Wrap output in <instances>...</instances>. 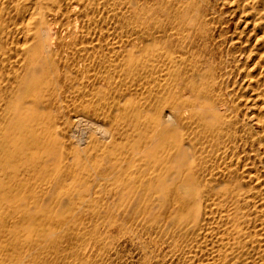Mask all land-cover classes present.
Masks as SVG:
<instances>
[{
    "label": "rangeland",
    "instance_id": "obj_1",
    "mask_svg": "<svg viewBox=\"0 0 264 264\" xmlns=\"http://www.w3.org/2000/svg\"><path fill=\"white\" fill-rule=\"evenodd\" d=\"M90 1H91V4H89L88 6H85V8L80 7L77 10H75V12L77 13L80 12L81 14H84L81 16L82 18H79V20H75L77 19V16H76L77 13L74 12L75 15L73 14L72 17H69V19L64 22L65 25L68 23L69 24L72 23L71 30H72V33H74L72 35V40L70 39L66 42V47H65V57H66L65 59L66 60L65 59L64 60L65 62L70 61V63H71V60L80 61L73 68V71H75L77 75V77L75 78L78 79V81H76L78 86L83 87L84 90L85 88H89L90 90H92L95 87L96 88L100 87L106 91V94L103 97L104 99L103 101L100 100V98L98 97L95 99H92V102L94 103V106L97 109L89 110L88 114L96 115L95 118L93 119L94 120L93 123H98V124L101 123V125L107 129V132H103V133L97 132L94 128V124L90 125V128L87 129L88 139L86 138L87 139L85 140L86 142L83 145L81 144L80 146H75L79 153V157L75 154V156L72 158L73 159L80 158L81 161L84 162L83 167H85L88 170H91V172L94 173L92 174V177L94 175V179H95V177L97 176V173L100 170H102V168H98L101 163L99 164L97 162L98 159L95 157L98 153L100 155V153L104 154V152L106 151L105 154L108 156L107 160H112L115 157L118 158L120 154L124 153V150H125V153H129L131 155L135 154V152H142V153L149 154L151 161L156 160L158 163V166L162 167V170L165 173H167V175H171V178L173 179V182H172L173 186H171V184L169 185L168 183L166 184V187H165L166 189L164 188L162 190V192L164 191L166 192V194L165 192L163 194L161 193L162 195L165 194V197L162 196V198H158L162 200H155V202L152 203L154 210L157 212H163V215L166 217V219L163 218L161 219L162 220L161 222L159 221L158 224L155 223L154 225H151V224L149 225L150 222L147 223L148 218L145 217L144 215H143L144 217L138 216L139 217L138 219L128 218L125 215H122L117 219L114 217L112 220L111 219L109 220L108 217L102 215V213L103 211H105V209L108 208V204L110 203V200L108 201L106 198L99 196V198H96L97 201H94L95 203L93 202L89 204L88 206H86L85 209L83 208L84 210L81 208H77L80 205L75 207V209L77 208L76 213L77 211L79 212L80 210L83 211L81 214L82 222L79 223V225H74L71 223L68 225L67 224L68 222H67L66 223L67 226H65V229L64 228L61 229L62 231L59 230L60 233L59 231H51V232H55V234L52 233L49 236V238L52 236L53 239H51L50 241H52L53 243H49L47 246H45L46 242L45 244L43 243L42 246L43 247L45 246V248L41 251L40 257L37 258V260H35L34 262L30 261L28 264H264V106L262 103L263 101L261 100L262 98L259 96V95L264 94V70H262V67H261V65H263L264 63V46H263L264 28L259 24L260 23L259 19L261 20L262 14H264V5H263L264 0H259L263 4L258 2V0H195V1L194 0H191V1L181 0L182 2L180 0H171L170 5H169V0H160V1L159 0H153V1L152 0H149V1L148 0H90ZM162 1L164 2L162 3ZM197 1H200L199 4ZM250 7H254L255 9L251 10ZM247 10H248V13H247ZM85 11L87 13H85ZM177 12H178V16H177ZM202 13L204 14L203 16H202ZM85 14H87L88 16ZM253 15L255 19H253L252 17ZM256 19H258V21H255ZM194 20L196 23L194 22ZM249 20L251 22L253 20V23H250ZM205 21L206 22L208 21V22L206 23ZM74 22L75 23L77 22V23L75 24ZM190 22H192L191 26L189 25ZM194 23H195V26L193 25ZM74 24H75V27H74ZM153 24H154V27H153ZM256 24H258L257 25L258 27L256 26ZM76 25H78V29L77 31H73L76 29ZM158 26H161V28ZM173 26H176V27H173ZM259 27L262 29V31ZM168 28H169V31H168ZM191 30L192 31L195 30V31L192 32ZM187 31H189L191 34H189ZM132 33L137 34L138 36H140L143 33L144 34L152 33L151 42L149 43L143 38L145 41V42H141L143 43L142 44L143 48L141 47V43L137 45L135 44L136 46L133 44L132 46L136 47V49H138L140 53L139 55V53L136 51V53L132 55L133 58L132 56H130L131 54L127 55L125 53V50L117 49L118 52L119 51L120 52L118 53L116 51L115 55L117 53L118 54L114 57V60H111L109 55H111L112 57V54L109 53V50L110 49L115 50V47H116L115 44L117 43V41L121 42L123 41V39L124 40L128 39ZM86 35L90 38V40ZM121 35L122 36L124 35L123 39ZM195 36L197 38H195ZM247 38H249L250 40ZM96 39H98V41ZM82 40L83 42L84 41L85 42L83 43ZM169 40L171 41L169 42ZM91 42L93 43L92 45L96 44L94 45V47L96 48L94 56H89L88 53L85 51V48H83V46L85 47V44H88V43L91 44ZM249 42L251 44H249ZM69 43H72L71 44L72 46ZM172 43L174 46L172 45ZM204 43H205V46H204ZM105 44L108 47H106ZM117 44H121V43H117ZM99 47L100 49H98ZM148 47L149 49L150 48L152 49L150 52L148 50ZM155 47H157L156 48L157 50L155 49ZM80 48L82 49V51ZM221 48H223L222 49L223 51L221 50ZM159 49L161 50L163 49V50L159 52L160 51ZM167 49L171 51L169 52ZM99 50H100V53L97 52ZM121 50H123L124 52L123 51L121 52ZM179 50L181 52H179ZM153 51L155 52L157 51V52L154 53ZM75 54L78 57H76ZM119 55H120V58H119ZM184 56L188 58L186 60L187 62L183 64L184 61L182 57ZM170 58L176 61V63H173L174 65L172 64V60H170ZM178 58L179 59L181 58V60H179ZM226 58H229V59H226ZM117 59H119L121 62H124L125 60L127 62L132 59L133 63L137 59L136 62L133 64V66L134 67L138 65H141L142 67L145 66L146 70L142 74L144 76L138 80V78H136L133 75V69L132 68L127 69L126 66L124 64L119 63L120 61ZM156 59L157 60L159 59V60L157 61ZM164 60H165V63H164ZM180 61H181V64H180ZM246 62L248 66L245 64ZM162 63L165 65H163ZM238 63L240 64V66ZM175 64L176 65L180 64V66H176ZM147 66L148 67L151 66L152 69H150L151 67L148 68ZM170 66L171 68L172 67L175 68V66L177 68L179 67L178 70L180 69V73L178 70L174 71L173 69H171ZM187 66L189 68L190 66H192L191 68L194 67L193 68L194 70L197 69L196 70L197 73H198V70L201 68V71L199 73L200 75L194 76L193 74L188 73V71L186 70ZM61 67H62V64H61ZM157 67L159 68L157 69ZM249 69L251 72L248 71ZM156 70L159 74L156 72ZM181 70L183 71L181 72ZM202 71L206 73V76L204 75ZM247 71L250 73H248ZM79 72L80 73L85 72V73L83 75L81 73L82 76L79 78V75H78ZM149 72L150 74L147 75V73ZM165 72H167L168 74ZM210 72L212 73L214 72L213 74L214 79L213 78L211 79V77L209 76ZM183 75L186 77H184ZM248 75L250 79L249 78L245 79ZM169 76L171 78H169ZM251 76H253V79ZM97 77H98V80H96ZM174 77H176L178 81L174 79ZM143 78L147 80L145 81ZM158 78L161 81H159ZM153 79L156 82L153 81ZM60 80H61V84L59 85V87L57 89L55 87L52 88V91L54 90L61 96V101L58 104V106L61 108V110H59L60 113L64 112V110L66 111L70 108H73V106H78L82 104L90 106L91 101L88 99V97H82L81 96L82 93H78L77 91H75V88H76L75 82L73 83L72 86H69V85L67 86L68 81L65 78L60 79ZM183 80L185 82H183ZM180 81L181 83H179ZM201 81L203 83L202 86H200L199 84V82ZM88 83L89 84L91 83L90 84L91 86L87 85ZM164 83L165 84L169 83L170 86L174 84V87L168 88V89L172 91L170 93L171 97H173V94H174L173 100L171 102L172 104L170 105L172 108H174V112L177 115L175 118L176 124L172 123V125H170V128H174V129H170L168 127L167 130H165L164 127L160 125L159 123L155 124L153 118L151 117L148 118V115H146L148 112V109L139 108L140 103H142V100L140 101V99L144 98L142 96H144L143 94L145 93L146 88H149L151 86H153L152 88H155V87L161 88V85L162 86L165 85ZM178 84H181L180 87H182L183 86L182 84H184V88L182 87L183 91L176 89ZM117 87L118 88L122 87V89L121 88L118 89ZM239 89H240V92H239ZM177 91H179V93ZM186 93L188 95H186ZM197 93H201V94L199 95ZM230 93L231 94L233 93V94L231 95ZM214 96H215V99H214ZM240 96L244 98H241ZM255 96H256V99L254 98ZM113 97H116V98L119 97V98L117 100H113L112 99ZM208 98H211V99L209 100ZM181 99L183 100L181 101ZM132 100L134 101L133 102L134 104L132 103ZM187 100L189 103L187 102ZM214 100L216 101L218 100L217 102L219 103H215L216 101L213 103L212 101ZM254 100L255 101L257 100V101L255 102ZM117 101L118 102L121 101V102L118 103ZM245 101L246 102L248 101L247 104ZM115 102L117 103V105ZM143 102L146 104V106L149 107V106H152L153 101H152V98L150 99V97H147ZM220 103H222L223 105L222 104L220 105ZM212 104H213V107L211 109ZM224 105L225 106L227 105L229 108L226 106L227 107L226 109ZM257 106L258 107L260 106L259 107L260 109H258ZM116 107H118L119 109L118 108L116 109ZM136 107L139 109V111L136 109ZM63 108L65 109L63 110ZM179 108L181 109L178 110ZM135 110H137L140 113L135 112ZM211 112L218 113V117L216 118L217 120H211L208 118L200 119V115H208ZM138 114L139 115L142 114L141 116H144V117L142 118L140 116L138 117ZM220 114H221V117H219ZM245 115L248 116L249 118L248 117L246 118ZM187 116H188V119H187ZM118 117H121L122 121H120L121 118H119L118 120ZM147 118L151 123H149ZM179 118H180L181 124H179ZM184 123L187 124L188 128L185 127L186 124ZM191 123L193 126L190 125ZM82 124H83L82 125L83 128H86L85 126L88 125L85 123H82ZM199 124L201 125V127H199L200 126ZM208 124L209 126H207ZM146 126H148L149 128ZM113 127L114 129H112ZM208 127L210 129H208ZM35 138L38 140V139H42L43 137H34V138L29 137L27 138V142H29L30 144L32 143V140H34ZM162 138H165V139H162ZM174 138H176V141ZM91 140H92V143H91ZM116 141L119 143H117ZM124 143H126L127 145ZM101 145L102 147H100ZM111 145L112 147L113 146L114 147L112 148ZM188 146L191 147L193 151ZM96 147L98 148V150H95L97 149ZM121 147L123 148V150H121ZM219 150L221 151L220 153H219ZM108 151L109 153H107ZM150 153H152L153 155H150ZM87 155L89 156L87 157ZM174 155L176 156L179 155L178 159L180 160H178L177 164L174 163V161L177 158L176 156L174 157ZM170 158L172 159L173 162H170L171 161ZM217 158L221 160H219L218 162ZM194 161L197 162L196 163L197 167H195V169L198 174L197 175L198 181L200 179V182L195 181V184L193 181H189L188 176H187L188 168H190L193 165ZM66 162L70 164L69 159L67 158L65 159V163ZM227 163L230 166H228ZM225 164H226V168L223 167L225 166ZM19 165H20L19 161L15 158H13L12 160H9L8 162V167L11 168V170L8 171V174H7L8 177L4 179L5 182L2 184V187L0 188V199L3 200V201H0V217L4 215L3 213L6 211V208L10 204V202H8L6 199L4 200V198H2L1 196L9 195L10 196L9 200H11V202L16 201L18 198V194L27 187L26 180L31 175V172L27 170L26 171L20 170ZM232 166L233 167L235 166V167L233 168ZM103 167H109V163L105 162L103 164ZM117 167H120V166L117 165ZM117 167L115 166V168ZM93 168H95V170ZM238 169H239V172H238ZM16 170L18 171L16 172ZM219 171H223V172H219ZM231 171L233 174H235L232 177L230 175ZM2 173H3V170H1V174ZM215 173L217 175L214 176ZM244 173L246 174V176ZM17 174L19 176V179L22 180L21 182H23V186L21 185L17 186V183L19 181H17L18 179L14 177L15 175L17 176ZM85 175H86L85 170L84 169L80 170V176L85 177ZM224 175L226 177H224ZM58 176H61V175L58 174ZM199 176L202 179L199 178ZM235 176H238V177H235ZM244 176L247 178H245ZM183 178L185 179L183 180ZM225 180L226 181L230 180V184H229V181L226 182ZM9 181H11V184ZM184 181L187 182L185 183L187 188L188 186L192 187L190 188L189 191L186 190V192L190 193L191 191L190 195L191 194L192 195L190 196L189 200L194 199V201L191 200L193 201L194 204L191 201L189 203V201L184 197L187 194L184 189L185 188L183 184ZM217 181L219 183L223 182L224 184L220 183L219 185ZM98 182L100 183V181ZM179 182H180V185H179ZM201 182H203L204 184ZM215 182H217L218 184ZM207 183H211V184L207 185ZM199 184L202 187L199 186ZM167 185H169L170 188L167 189ZM227 185L229 186L228 188L230 189L227 188ZM193 186H195V188ZM210 186H213V187H210ZM180 187L181 189H179ZM201 188H203L204 190ZM206 188L207 189L209 188L210 190H207ZM171 189L173 190V192ZM223 189L225 191H222ZM199 190H202V192L204 193H202ZM95 191L93 192L91 191L92 194ZM205 191H207V193L211 191L212 192L211 196L213 197L209 196L210 193H208L207 195ZM226 191L227 192L229 191L230 193H227ZM193 192H197V193L195 194ZM205 194L208 197H205L206 196ZM224 194L225 196L227 195V197H225ZM175 195L177 198L180 197L181 199L178 198L179 201L178 199L175 200L176 198ZM155 196L156 195H154L152 198L155 199ZM203 197H204V200L202 199ZM210 197L212 199H210ZM239 197H241V199ZM183 198L185 199L183 200ZM198 199L200 200L199 205H198V201H199ZM184 201L186 203H184ZM158 205L161 208H159ZM200 205L201 206L203 205L202 206L203 208L200 207ZM177 207H179L180 210ZM161 209H163L164 211ZM190 210H193V211H190ZM81 211L77 215H79ZM235 211H236V215H235ZM189 212L190 214L191 213L193 214L194 212V214L192 215L194 216L193 218L192 216H190ZM186 213H188L189 216ZM200 213L203 215V217L200 215ZM181 215L184 216L182 217V221H181ZM172 216L175 219H173ZM170 217L173 220H171ZM188 217H191L192 221L190 220L191 218L189 219ZM141 219L145 220L146 222ZM199 219H202L205 222H203L202 220L200 221ZM207 220L208 222H206ZM174 221L177 223H174ZM187 221L189 222L187 223ZM199 221L201 223H199ZM184 223L186 224L182 226V224ZM169 224L172 227H170ZM181 226L182 228L179 229V227ZM162 227L163 229L165 228L164 230L165 232L162 231L163 230ZM166 228L167 229L169 228V230H171V234L169 230L166 231L167 230ZM181 229L183 232H181ZM176 231L178 234L176 233ZM61 233H62V237L59 238V240L58 238H55L56 236L61 235ZM182 236L184 238H182ZM7 239L10 240L7 243H3V242L1 243L2 240H0V262L9 261V259H11V257L14 256V254L19 252L22 247V243L18 240V238L13 237L12 239H9V238ZM78 241H81V242H78ZM78 243L88 244L87 251L86 252L84 251V254L82 255L77 254V252L75 251V247ZM41 247L39 248L42 249L43 247L42 248ZM29 249L30 247L25 249V251L29 253L28 255L32 254L31 250Z\"/></svg>",
    "mask_w": 264,
    "mask_h": 264
},
{
    "label": "bare ground",
    "instance_id": "obj_2",
    "mask_svg": "<svg viewBox=\"0 0 264 264\" xmlns=\"http://www.w3.org/2000/svg\"><path fill=\"white\" fill-rule=\"evenodd\" d=\"M149 1V0H148ZM147 1V2H148ZM153 1V0H152ZM160 1V0H159ZM169 0V5H170ZM181 1V0H180ZM187 1V0H186ZM191 1V0H190ZM195 1V0H194ZM151 2V1H150ZM164 1H162L163 3ZM182 2V1H181ZM180 2V3H181ZM198 4L200 1H197ZM258 2H260L258 0ZM192 3V2H191ZM262 3V2H260ZM91 4L90 0H0V188L2 187V184L5 182V178H7L8 171L11 170V168L8 167L9 160H12L13 158L17 159L19 161V168L20 170L29 171L31 172V175L26 180L27 187L23 189L18 194V198L16 201L9 200L10 196L5 195L1 196L6 199L8 202H10L9 206L6 208V211L3 213L0 217V240L1 243H7L12 239L13 237L18 238V240L22 243V247L19 252L14 254V256L9 259V261L0 262V264H28L30 261H35L37 258L40 257L41 251L47 246L49 243H53L50 241L52 236L49 238V236L55 232L51 231H59L61 229H65L66 223L69 225H79V223L82 222L81 214L77 215L79 212L76 210L77 208L85 209L86 206L93 203L94 201H97L96 198H99V196L106 198L108 201L110 200V203L108 204V208L103 211L102 215L108 217V219L112 220L114 217L117 219L122 215H125L128 218H135L138 219V216H145L148 218L149 225H154L155 223L158 224V222L162 221L161 219L166 217L163 215V212H157L154 210V207L152 205L155 200H162L158 198H162V196L165 197V194L162 195L164 192L162 190L166 187V184L169 183V185H172L173 179L171 178V175H167L162 170V167L158 166V163L156 160L151 161L149 154L142 153V152H135V154L131 155L129 153L120 154L118 158H113L112 160H107V155L104 154L99 155V153L95 156L98 160L97 162L100 164L98 168H102L97 173V176L94 179V175L92 177L91 170L86 169L83 167V161L81 159H73L72 157L75 156V154L79 157V153L75 146L83 145L87 140V129L90 128V125L94 124V128L97 132H107V129L103 127L98 123H93L94 118L96 115L94 114H88L89 110H95L94 103L92 102V99L100 98V100H104L103 97L106 94V91L100 87H95L94 89L90 90L89 88L80 87L77 85L75 77H77L75 71H73V68L78 64L80 61H66L65 62V47L66 42L68 40H72V33L71 30V24H64L65 21L69 19V17H72L75 10L78 8H85V6H88ZM173 4V3H171ZM242 4V3H241ZM263 4V3H262ZM261 4V5H262ZM109 5V4H108ZM163 5V4H162ZM197 5V4H195ZM251 5V3H250ZM264 5V4H263ZM151 6V5H150ZM153 6V5H152ZM161 6V5H160ZM172 6V5H171ZM189 6V5H188ZM192 6V5H191ZM241 6V5H240ZM249 6V5H248ZM247 6V7H248ZM259 6V5H258ZM257 6V8H258ZM147 7V6H146ZM157 7V6H156ZM167 7V5H166ZM200 7V6H199ZM206 7V5H205ZM225 7V6H223ZM242 7V6H241ZM246 7V8H247ZM87 8V7H86ZM99 8V7H97ZM149 8V7H148ZM163 8V7H162ZM170 8V7H169ZM179 8V7H178ZM177 8V9H178ZM198 8V7H197ZM202 8V7H201ZM164 9V8H163ZM245 9V8H244ZM251 10H254V7H250ZM152 10V9H151ZM160 10V9H159ZM166 10V9H165ZM206 10V8H205ZM249 10V9H248ZM247 10V13H248ZM258 10V9H257ZM87 11V9H86ZM85 11V13H87ZM198 11V9H197ZM203 11V10H202ZM214 11V10H213ZM259 11V10H258ZM163 12V11H162ZM161 12V13H162ZM166 12V11H165ZM191 12V11H190ZM204 12V11H203ZM255 12V11H254ZM257 12V11H256ZM263 12V10H262ZM77 13V12H75ZM83 13V12H82ZM187 13V12H186ZM197 13V12H196ZM253 13V12H252ZM141 14V13H140ZM184 14V13H183ZM195 14V13H194ZM254 14V13H253ZM75 15V14H74ZM84 14H81L80 12L76 14L77 19L82 18L81 16ZM87 15V14H85ZM201 15V14H200ZM204 14L202 13V16ZM242 15V14H241ZM257 15V14H256ZM88 16V15H87ZM149 16V15H148ZM161 16V15H160ZM174 16V15H173ZM178 16V12H177ZM181 16V15H180ZM84 17V16H83ZM145 17V16H144ZM157 17V16H156ZM200 17V16H199ZM205 17V16H204ZM253 19H255L254 15L252 16ZM251 17V18H252ZM75 18V17H73ZM155 18V16H154ZM162 18V17H161ZM169 18V17H168ZM210 18V17H209ZM247 18V17H246ZM245 18V19H246ZM84 19V18H83ZM153 19V18H152ZM176 19V18H175ZM186 19V18H185ZM194 19V18H193ZM74 20V21H75ZM85 20V19H84ZM149 20V19H148ZM196 20V19H195ZM194 20V22H195ZM198 20V19H197ZM200 20V19H199ZM213 20V19H212ZM144 21V20H143ZM157 21V20H156ZM168 21V20H167ZM185 21V20H184ZM215 21V19H214ZM250 21V20H249ZM255 21H258L256 19ZM260 25L264 28V14H262V19L260 20ZM155 22V21H154ZM198 22V21H197ZM206 22V21H205ZM208 22V21H207ZM206 22V23H207ZM75 23V22H74ZM77 23V22H76ZM75 23V24H76ZM196 23V22H195ZM195 23L193 24L195 26ZM204 23V21H203ZM250 23H253L250 21ZM256 23V22H255ZM74 24V27H75ZM146 24V23H145ZM162 24V23H161ZM215 24V23H214ZM86 25V24H85ZM150 25V24H149ZM164 25V24H163ZM175 25V24H174ZM189 25H192V22L189 23ZM204 25V24H203ZM211 25V23H210ZM258 24H256L257 26ZM156 26V25H155ZM189 26V27H190ZM215 26V25H214ZM253 26V25H252ZM255 26V25H254ZM143 27V25H142ZM154 27V24H153ZM161 28V26H158ZM157 27V28H158ZM176 27V26H173ZM200 27V26H199ZM202 27V26H201ZM205 27V26H203ZM211 27V26H210ZM258 27V26H257ZM84 28V27H83ZM164 28V26H163ZM180 28V27H178ZM187 28V27H186ZM191 28V27H190ZM238 28V26H237ZM260 28V27H259ZM75 29V28H73ZM78 25H76V29L73 31H77ZM143 29V28H142ZM148 29V28H147ZM174 29V28H173ZM185 29V28H184ZM198 29V28H197ZM207 29V28H206ZM261 29V28H260ZM90 30V29H89ZM160 30V29H159ZM163 30V29H162ZM161 30V31H162ZM252 30V29H251ZM250 30V31H251ZM86 31V29H85ZM167 31V30H166ZM169 31V28H168ZM174 31V30H172ZM177 31V29H176ZM192 31V30H191ZM195 31V30H193ZM192 31V32H193ZM208 31V30H207ZM254 31V30H253ZM262 31V29H261ZM84 32V31H82ZM89 32V31H88ZM103 32V31H102ZM151 32V31H150ZM189 34H191L189 31H187ZM213 32V31H212ZM211 32V33H212ZM256 32V31H255ZM258 32V31H257ZM77 33V32H76ZM75 33V34H76ZM87 33V32H86ZM90 33V32H89ZM152 34V33H151ZM151 34L150 33H143L140 36L137 34H129V38L123 41L117 43L121 44H114L116 45L115 50L110 49L109 53L112 54L110 58L111 60H114V57L120 52H118L117 49H123L125 50V53L127 55L131 54L130 56L134 55L136 51L139 53L138 49L136 47H133L134 44H139L141 42H145L144 39L147 42H151ZM162 34V33H161ZM167 34V33H166ZM178 34V33H177ZM185 34V33H183ZM155 35V33H154ZM163 35V34H162ZM170 35V34H169ZM193 35V34H192ZM195 35V34H194ZM197 35V33H196ZM260 35V34H259ZM258 35V36H259ZM87 36V35H86ZM119 36V37H121ZM127 36V35H126ZM157 36V35H156ZM255 36V35H254ZM262 36V35H261ZM260 36V37H261ZM264 36V34H263ZM85 37V36H84ZM88 37V36H87ZM118 37V38H119ZM172 37V36H171ZM178 37V36H177ZM181 37V36H180ZM191 37V36H190ZM201 37V36H199ZM205 37V36H204ZM89 38V37H88ZM95 38V37H94ZM93 38V39H94ZM127 38V37H126ZM144 38V39H143ZM175 38V37H174ZM185 38V37H184ZM188 38V36H187ZM192 38V37H191ZM195 38H197L195 36ZM241 38V37H240ZM115 39V38H114ZM155 39V38H154ZM159 39V38H158ZM186 39V38H185ZM201 39V38H200ZM203 39V38H202ZM235 39V38H234ZM249 39V38H247ZM90 40V38H89ZM88 40V41H89ZM98 41V39H96ZM121 40V39H120ZM153 40V39H152ZM167 40V39H166ZM165 40V41H166ZM250 40V39H249ZM254 40V39H253ZM256 40V39H255ZM92 41V40H91ZM94 41V40H93ZM101 41V40H99ZM162 41V40H161ZM171 40H169L170 42ZM175 41V40H174ZM188 41V39H187ZM195 41V39H194ZM200 41V40H199ZM243 41V39H242ZM72 42V41H71ZM77 42V41H76ZM83 42V40H82ZM81 42V43H82ZM85 42V41H84ZM83 42V43H84ZM179 42V41H178ZM197 42V40H196ZM252 42V41H251ZM261 42V41H260ZM100 43V42H99ZM104 43V42H102ZM154 43V41H153ZM152 43V44H153ZM244 43V42H243ZM70 45L72 43H69ZM91 44H85V51L88 53L89 56H94L95 53V47ZM141 43V47H142ZM161 44V43H160ZM163 44V43H162ZM189 44V43H188ZM232 44V43H231ZM249 44H251L249 42ZM248 44V45H249ZM256 44V43H255ZM69 45V46H70ZM77 45V44H76ZM81 45V44H80ZM100 45V44H99ZM106 45V44H105ZM103 45V46H105ZM113 45V44H112ZM135 45V46H136ZM173 45V43H172ZM198 45V44H197ZM246 45V44H245ZM72 46V45H71ZM79 46V45H78ZM114 46V45H113ZM132 46V47H130ZM139 46V45H138ZM137 46V47H138ZM151 46V45H149ZM154 46V45H153ZM152 46V47H153ZM164 46V45H163ZM174 46V45H173ZM181 46V45H180ZM192 46V45H191ZM200 46V45H199ZM205 46V43H204ZM250 46V45H249ZM264 46V43H263ZM97 47V46H96ZM102 47V46H100ZM100 47L98 49H100ZM106 47H108L106 45ZM187 47V46H186ZM197 47V46H196ZM203 47V46H202ZM254 47V46H253ZM256 47V46H255ZM110 48V47H109ZM133 48V49H132ZM143 48V47H142ZM157 47H155L156 49ZM161 48V47H160ZM174 48V47H173ZM183 48V47H182ZM191 48V47H190ZM201 48V47H200ZM219 48V47H218ZM217 48V49H218ZM248 48V47H247ZM251 48V47H250ZM67 49V48H66ZM81 49V48H80ZM79 49V51H80ZM102 49V48H101ZM104 49V47H103ZM184 49V48H183ZM189 49V48H188ZM223 48H221L222 50ZM257 49V48H256ZM260 49V48H258ZM263 49V48H262ZM121 50V52L123 51ZM143 50V49H142ZM149 52L152 50L149 49ZM154 50V49H153ZM157 50V49H156ZM160 50V51H159ZM158 51L161 52L162 50L159 49ZM168 50V49H167ZM201 50V49H200ZM205 50V49H204ZM220 50V51H221ZM229 50V49H228ZM250 50V49H249ZM82 51V49H81ZM84 51V50H83ZM105 51V50H104ZM116 51L118 52L116 55ZM169 52L171 50H168ZM196 51V50H195ZM223 51V50H222ZM100 53V50L97 51ZM124 52V51H123ZM146 52V51H144ZM156 53L155 51H153ZM152 52V53H153ZM158 52V53H159ZM178 52V51H177ZM179 52H181L179 50ZM247 52V51H245ZM257 52V51H256ZM259 52V51H258ZM69 53V52H68ZM83 53V52H81ZM151 53V55H152ZM172 53V52H171ZM175 53V52H174ZM189 53V52H188ZM121 54V53H120ZM124 54V53H123ZM148 54V53H147ZM184 54V53H183ZM197 54V53H196ZM208 54V53H207ZM241 54V52H240ZM247 54V53H246ZM67 55V54H66ZM102 55V53H101ZM100 55V56H101ZM140 55V53H139ZM138 55V56H139ZM143 55V54H142ZM146 55V54H145ZM150 55V54H149ZM169 55V54H168ZM244 55V54H243ZM76 56V54H75ZM155 56V55H154ZM153 56V57H154ZM157 56V55H156ZM160 56V55H159ZM179 56V55H178ZM248 56V55H247ZM251 56V55H250ZM78 57V56H76ZM124 57V56H123ZM150 57V56H148ZM152 57V56H151ZM164 57V56H163ZM202 57V56H201ZM228 57V56H227ZM120 58V55H119ZM133 58V56H132ZM158 58V57H157ZM166 58V57H165ZM164 58V59H165ZM169 58V57H168ZM177 58V57H176ZM183 58V64L187 62L186 56ZM65 59V60H64ZM124 59V58H123ZM130 59V58H129ZM179 59V58H178ZM229 59V58H226ZM119 60V59H117ZM137 60V59H136ZM135 60V62H136ZM146 60V58H145ZM157 60V59H156ZM159 60V59H158ZM157 60V61H158ZM166 60V59H165ZM164 60V63H165ZM170 60H172L170 58ZM177 60V59H176ZM181 60V58L179 59ZM202 60V59H201ZM232 60V59H230ZM253 60V59H252ZM255 60V59H254ZM120 61V60H119ZM123 61V60H122ZM192 61V60H191ZM240 61V60H239ZM262 61V60H261ZM93 62V61H92ZM134 62V63H135ZM150 62V61H149ZM190 62V61H189ZM203 62V61H202ZM243 62V61H242ZM121 64H124L126 68H132L133 69V75L139 79L143 77V72L146 70L145 66L142 67L141 65L133 66V60L130 61L126 60L124 62H119ZM159 63V62H157ZM176 63L175 60H172V64ZM226 63V61H225ZM232 63V62H231ZM261 63V62H260ZM62 64V67H61ZM150 64V63H149ZM155 64V63H154ZM163 64V63H162ZM181 64V61H180ZM180 64H175L176 66H180ZM190 64V63H189ZM197 64V63H196ZM239 64V63H238ZM242 64V63H241ZM247 65V62L245 63ZM244 64V65H245ZM152 65V64H151ZM165 65V64H163ZM162 65V66H163ZM174 65V64H173ZM172 65V66H173ZM187 65V63H186ZM194 65V64H193ZM201 65V64H199ZM230 65V64H229ZM233 65V64H232ZM243 65V64H242ZM157 66V64H156ZM161 66V65H160ZM175 66V68H170L175 70H178V68ZM204 66V64H203ZM227 66V65H226ZM240 66V64H239ZM248 66V65H247ZM250 66V65H249ZM148 67V66H147ZM151 67V66H150ZM148 67V68H150ZM184 67V66H183ZM192 66H190L191 68ZM200 67V66H199ZM238 67V66H237ZM242 67V66H241ZM240 67V68H241ZM251 67V66H250ZM253 67V66H252ZM262 70H264V63L261 65ZM147 68V69H148ZM156 68V67H155ZM159 67H157L158 69ZM166 68V67H165ZM168 68V67H167ZM188 66L186 67V70L188 73L193 74L194 76L200 75L201 68L198 70H194L193 68L190 69ZM236 68V67H235ZM152 69V67L150 68ZM164 69V68H163ZM170 69V70H171ZM214 69V68H213ZM212 69V70H213ZM149 70V69H148ZM185 70V69H184ZM191 70V71H190ZM211 70V69H210ZM218 70V69H217ZM221 70V69H220ZM226 70V69H225ZM244 70V69H243ZM150 71V70H149ZM180 73V69L178 70ZM177 71V73H178ZM183 70H181L182 72ZM214 71V70H213ZM224 71V70H223ZM234 71V70H233ZM250 71V69L248 70ZM247 71V72H248ZM258 71V70H257ZM256 71V72H257ZM260 71V70H259ZM135 72V74H134ZM157 72V70H156ZM155 72V73H156ZM170 72V71H169ZM185 72V71H184ZM203 72V71H202ZM216 72V71H215ZM225 72V71H224ZM251 72V71H250ZM248 72V73H250ZM262 72V71H261ZM82 75L85 73L81 72ZM79 72V78L82 76ZM153 73V72H152ZM151 73V74H152ZM158 73V72H157ZM167 73V72H165ZM204 73V72H203ZM221 73V72H220ZM150 74L147 73V75ZM154 74V73H153ZM159 74V73H158ZM163 74V73H162ZM168 74V73H167ZM184 74V73H183ZM214 72H210L209 76L211 79H214ZM217 74V73H216ZM215 74V76H216ZM254 74V73H253ZM252 74V75H253ZM262 74V73H261ZM181 75V74H180ZM206 76V73H204ZM221 75V74H220ZM246 75V74H245ZM244 75V76H245ZM259 75V74H258ZM263 75V74H262ZM184 76V75H183ZM148 77V76H147ZM163 77V76H162ZM166 77V76H165ZM179 77V75H178ZM186 77V76H184ZM253 79V76H251ZM255 77V76H254ZM65 78L68 81L67 86H72L73 83H76L75 91L78 93H82V97H88V99L91 101L90 106H87L85 104L73 106V108H70L68 110H64V112L60 113L59 110L61 108L58 106L59 102L61 101V96L54 90L52 91V88L55 87L56 89L61 84V80ZM161 78V76H160ZM169 78H171L169 76ZM168 78V79H169ZM183 78V77H182ZM191 78V77H190ZM205 78V77H204ZM225 78V77H224ZM228 78V77H227ZM249 75L245 78L247 79ZM257 78V76H256ZM255 78V79H256ZM144 79V78H143ZM155 79V78H154ZM153 79V81H155ZM159 79V78H158ZM164 79V78H163ZM162 79V80H163ZM176 79V77H174ZM221 79V78H220ZM231 79V77H230ZM81 80V79H79ZM92 80V79H91ZM98 80V77L97 79ZM100 80V78H99ZM145 81L147 79H144ZM177 80V79H176ZM195 80V79H194ZM197 80V79H196ZM236 80V79H235ZM234 80V81H235ZM258 80V79H257ZM102 81V80H101ZM152 81V82H153ZM159 81H161L159 79ZM178 81V80H177ZM182 81V80H181ZM181 81L179 83H181ZM248 81V80H247ZM92 82V81H91ZM96 82V81H95ZM148 82V81H147ZM151 82V84H152ZM156 82V81H155ZM166 82V81H165ZM169 82V81H168ZM176 82V81H175ZM183 82H185L183 80ZM193 82V81H192ZM233 82V81H232ZM236 82V81H235ZM234 82V83H235ZM252 82V81H251ZM67 83V82H66ZM98 83V82H97ZM104 83V81H103ZM223 83V82H222ZM259 83V82H258ZM91 84V83H90ZM89 83L87 85H90ZM96 84V83H95ZM100 84V82H99ZM102 84V83H101ZM137 84V83H136ZM156 84V83H155ZM165 84V83H164ZM163 84V85H164ZM200 86L203 85L202 81L199 82ZM236 84V83H235ZM260 84V83H259ZM98 85V84H97ZM166 85V86H165ZM164 86L161 85L160 87L152 88L153 86L146 88L145 93L143 94L144 97L142 100V103H140L139 108L141 109H148V112L146 115H148V118H153L155 124L159 123L164 127L165 130L170 128V125L172 123L176 124V113L174 112V108L171 107L170 104H172V100L174 97L170 96V91L168 88L174 87V84L170 86L169 83L165 84ZM184 88V84H182ZM190 85V84H189ZM243 85V84H242ZM247 85V84H246ZM251 85V84H249ZM91 86V85H90ZM96 86V85H95ZM99 86V85H98ZM103 86V85H102ZM159 86V85H158ZM181 84L177 85L178 90L183 91L182 87H180ZM188 86V84H187ZM186 86V87H187ZM193 86V85H192ZM239 86V85H238ZM237 86V87H238ZM88 87V86H87ZM147 87V86H146ZM236 87V88H237ZM245 87V86H244ZM250 87V86H249ZM252 87V86H251ZM262 87V85H261ZM259 87V88H261ZM118 88V87H117ZM122 89V87H119L118 89ZM126 88V87H124ZM192 88V87H191ZM235 88V87H234ZM242 88V87H241ZM70 89V88H69ZM117 89V90H118ZM158 89V90H157ZM200 89V88H199ZM198 89V90H199ZM244 89V88H243ZM256 89V88H254ZM71 90V89H70ZM125 90V89H124ZM169 90V91H168ZM197 90V91H198ZM195 91V90H194ZM228 91V90H227ZM243 91V90H242ZM241 91V92H242ZM251 91V90H250ZM249 91V92H250ZM124 92V91H123ZM179 93V91H177ZM222 92V91H221ZM240 92V89H239ZM244 92V91H243ZM255 92V91H254ZM122 93V92H121ZM126 93V92H125ZM196 93V92H195ZM237 93V92H236ZM259 93V92H258ZM118 94V93H117ZM120 94V92H119ZM176 94V93H175ZM201 94V93H197ZM203 94V93H202ZM231 94V93H230ZM233 94V93H232ZM231 94V95H232ZM235 94V93H234ZM242 94V93H241ZM246 94V92H245ZM244 94V96H245ZM185 95V94H184ZM186 95H188L186 93ZM219 95V94H218ZM230 95V96H231ZM255 95V94H254ZM118 96V95H117ZM176 96V95H175ZM179 96V95H178ZM182 96V95H181ZM198 96V95H197ZM203 96V95H202ZM236 96V95H235ZM262 99V103L264 106V94L259 95ZM121 97V96H119ZM119 97H113V100H117ZM147 97L152 98V106H146V104L143 102ZM154 97V98H153ZM185 97V96H184ZM217 97V95H216ZM234 97V95H233ZM241 97V96H240ZM250 97V96H249ZM68 98V97H67ZM81 98V97H80ZM79 98V99H80ZM133 98V97H132ZM212 98V97H211ZM211 98H208L209 100ZM220 98V97H219ZM244 98V97H241ZM246 98V97H245ZM253 98V97H252ZM256 99V96L254 97ZM197 99V98H196ZM206 99V97H205ZM215 99V96H214ZM218 99V98H217ZM221 99V98H220ZM134 100V99H133ZM132 100V103L134 102ZM148 100V99H147ZM183 99H181L182 101ZM213 100V99H212ZM245 100V99H244ZM122 101V100H121ZM120 101V102H121ZM176 101V99H175ZM216 100L212 101L213 103ZM218 101V100H217ZM215 103H219V102ZM255 101V100H254ZM257 101V100H256ZM255 101V102H256ZM80 102V101H79ZM114 102V101H113ZM118 102V101H117ZM118 102V103H120ZM147 102V101H146ZM149 102V101H148ZM188 102V100H187ZM222 102V101H221ZM226 102V101H225ZM240 102V101H239ZM246 102V101H245ZM248 102V101H247ZM246 102V104H247ZM83 103V102H81ZM116 103V102H115ZM126 103V102H124ZM189 103V102H188ZM232 103V102H231ZM134 104V103H133ZM222 103H220L221 105ZM226 104V103H225ZM228 104V103H227ZM235 104V103H234ZM251 104V103H250ZM257 104V103H256ZM259 104V103H258ZM112 105V104H111ZM117 105V103H116ZM114 105V106H116ZM119 105V104H118ZM137 105V104H136ZM151 105V104H150ZM178 105V104H177ZM192 105V104H191ZM216 105V104H215ZM223 105V104H222ZM68 106V105H67ZM97 106V105H96ZM113 106V105H112ZM176 106V105H175ZM181 106V105H180ZM183 106V105H182ZM190 106V105H189ZM188 106V107H189ZM204 106V105H203ZM219 106V105H218ZM225 106V105H224ZM227 106V105H226ZM225 108L227 109V107ZM235 106V105H234ZM233 106V107H234ZM251 106V105H250ZM253 106V105H252ZM59 107V108H57ZM148 107V108H147ZM213 107V104L211 105V109ZM222 107V106H221ZM242 107V106H241ZM258 107V106H257ZM260 107V106H259ZM258 107V109H260ZM118 107H116L117 109ZM121 108V107H120ZM125 108V106H124ZM135 108V106H134ZM183 108V107H182ZM224 108V109H225ZM229 108V107H228ZM248 108V107H247ZM252 108V107H250ZM255 108V107H254ZM119 109V108H118ZM136 109L139 111V109L136 107ZM140 109V111H141ZM179 108L178 110H180ZM184 109V108H183ZM195 109V108H194ZM223 109V108H221ZM123 110V109H122ZM121 110V111H122ZM135 110V112H138ZM216 110V109H215ZM219 110V109H218ZM233 110V109H231ZM127 111V110H126ZM125 111V112H126ZM144 111V110H143ZM177 111V110H176ZM192 111V110H190ZM196 111V110H195ZM199 111V110H197ZM214 111V110H213ZM220 111V110H219ZM225 111V110H224ZM248 111V110H247ZM188 112V111H187ZM186 112V113H187ZM119 113V111H118ZM123 113V112H121ZM182 113V112H181ZM194 113V112H193ZM228 113V111H227ZM188 114V113H187ZM223 114V113H222ZM248 114V113H247ZM119 115V114H118ZM135 115V114H134ZM142 115V114H141ZM138 114V117L141 118L144 116H141ZM200 115V114H199ZM121 116V115H120ZM189 116V115H188ZM187 116V119H188ZM194 116V114H193ZM246 116V115H245ZM250 116V115H249ZM115 117V116H114ZM113 117V118H114ZM123 117V116H122ZM186 117V116H185ZM184 117V118H185ZM218 113L211 112L208 115H200V119H211V120H217ZM221 117V114L220 116ZM248 116H246L247 118ZM121 117H118V120ZM130 118V117H129ZM128 118V119H129ZM147 118V120H148ZM178 118V117H177ZM191 118V117H190ZM193 118V117H192ZM249 118V117H248ZM127 119V118H126ZM196 119V118H195ZM199 119V120H200ZM224 119V118H223ZM113 120V119H111ZM124 120V118H123ZM182 120V119H181ZM184 120V119H183ZM191 120V119H190ZM220 120V119H219ZM226 120V119H225ZM122 121V118L121 120ZM119 121V122H120ZM149 121V120H148ZM189 121V120H188ZM198 121V120H197ZM202 121V120H201ZM97 122V121H96ZM124 122V121H123ZM146 122V121H145ZM178 122V121H177ZM200 122V121H199ZM215 122V121H214ZM213 122V123H214ZM224 122V121H223ZM222 122V123H223ZM88 124L85 126L86 128H83V124ZM92 123V124H91ZM122 123V122H121ZM144 123V122H143ZM149 123H151L149 121ZM153 123V122H152ZM201 123V122H200ZM218 123V121H217ZM114 124V123H113ZM116 124V123H115ZM119 124V123H118ZM117 124V125H118ZM127 124V123H126ZM129 124V123H128ZM142 124V123H141ZM148 124V123H147ZM179 124L180 118H179ZM186 124V123H184ZM194 124V123H193ZM221 124V123H220ZM146 125V123H145ZM149 125V124H148ZM189 125V124H188ZM192 125V123L190 124ZM189 125V126H190ZM196 125V123H195ZM198 125V124H197ZM200 125V124H199ZM219 125V124H218ZM114 126V125H112ZM111 126V127H112ZM144 126V125H142ZM150 126V125H149ZM180 126V125H179ZM184 126V125H183ZM193 126V125H192ZM206 126V125H205ZM209 126V124L207 125ZM215 126V125H214ZM220 126V125H219ZM218 126V127H219ZM119 127V126H118ZM117 127V128H118ZM138 127V126H137ZM148 127V126H146ZM155 127V126H154ZM187 127V124L186 126ZM201 127V125L199 126ZM204 127V125H203ZM212 127V126H210ZM217 127V126H216ZM108 128V127H107ZM121 128V127H120ZM125 128V127H124ZM134 128V127H133ZM149 128V127H148ZM147 128V129H148ZM188 128V127H187ZM192 128V127H191ZM114 129V127L112 128ZM126 129V128H125ZM132 129V127H131ZM163 129V130H164ZM174 129V128H170ZM205 129V127H204ZM207 129V128H206ZM208 129H210L208 127ZM219 129V128H218ZM221 129V128H220ZM118 130V129H117ZM115 130V131H117ZM128 130V129H127ZM151 130V129H149ZM155 130V129H154ZM157 130V128H156ZM185 130V129H184ZM187 130V129H186ZM114 131V132H115ZM120 131V130H119ZM125 131V130H124ZM132 131V130H131ZM169 131V130H168ZM110 132V131H108ZM113 132V133H114ZM155 132V131H154ZM128 133V132H127ZM126 133V134H127ZM139 133V132H138ZM137 133V134H138ZM116 134V133H115ZM114 135V134H113ZM159 135V134H158ZM165 135V134H164ZM185 135V134H184ZM206 135V134H205ZM120 136V135H119ZM170 136V135H169ZM29 137H43L42 139H34L32 140V143L29 144L27 142V138ZM98 137V136H97ZM116 137V135H115ZM118 137V136H117ZM163 137V136H162ZM184 137V136H183ZM186 137V136H185ZM206 137V136H205ZM208 137V136H207ZM87 138V139H86ZM114 138V137H113ZM125 138V136H124ZM161 138V137H160ZM159 138V140H160ZM188 138V137H187ZM117 139V138H116ZM128 139V137H127ZM165 139V138H162ZM176 141V138H174ZM123 140V139H121ZM148 140V139H147ZM158 140V141H159ZM96 141V140H95ZM94 141V142H95ZM110 141V140H109ZM108 141V142H109ZM115 141V140H114ZM129 141V139H128ZM162 141V140H161ZM117 142V141H116ZM124 142V141H123ZM127 142V141H126ZM92 143V140H91ZM119 143V142H117ZM188 143V142H187ZM96 144V143H95ZM94 144V145H95ZM101 144V143H100ZM104 144V143H103ZM115 144V143H114ZM126 144V143H124ZM141 144V143H140ZM97 145V144H96ZM127 145V144H126ZM125 145V146H126ZM132 145V144H131ZM188 145V144H187ZM123 146V145H122ZM129 146V145H128ZM191 146V145H190ZM98 147V146H97ZM96 147V148H97ZM102 147V145L100 146ZM109 147V146H108ZM112 147V145H111ZM114 147V146H113ZM112 147V148H113ZM130 147V146H129ZM189 147V146H188ZM95 148V147H94ZM93 148V149H94ZM99 148V147H98ZM95 149V150H98ZM106 148V147H104ZM111 148V149H112ZM163 148V147H161ZM191 148V147H189ZM110 149V148H109ZM117 149V148H115ZM119 149V147H118ZM127 149V148H126ZM130 149V148H129ZM134 149V148H132ZM159 149V148H158ZM192 149V148H191ZM84 150V149H83ZM86 150V149H85ZM103 150V149H102ZM108 150V149H107ZM114 150V149H113ZM121 150L123 148L121 147ZM133 151V150H132ZM139 151V150H138ZM159 151V150H158ZM157 151V152H158ZM193 151V149H192ZM227 151V150H226ZM225 151V152H226ZM131 152V151H129ZM221 151L219 150V153ZM90 153V151H89ZM109 153V151L107 152ZM119 153V152H118ZM195 153V152H193ZM228 153V152H227ZM93 154V153H91ZM95 154V153H94ZM171 154V153H170ZM222 154V153H221ZM219 154V155H221ZM224 154V153H223ZM150 155H153L150 153ZM218 155V156H219ZM227 155V154H226ZM89 155H87L88 157ZM166 156V155H165ZM176 155H174L175 157ZM178 156L176 157V160L174 163H178ZM194 156V155H193ZM224 156V155H223ZM228 156V155H227ZM91 157V156H90ZM173 157V156H172ZM221 157V156H220ZM225 157V156H224ZM69 159V163H65V159ZM164 158V157H163ZM223 158V157H222ZM73 159V160H71ZM169 159V158H168ZM171 159V158H170ZM218 159V158H217ZM227 159V158H225ZM195 160V159H194ZM218 159L217 161L219 162ZM224 160V159H223ZM222 160V161H223ZM105 162L109 163V167H103V164ZM170 162H173L172 159ZM226 162V161H225ZM231 162V161H230ZM169 163V162H168ZM196 161H194L193 165L188 168V179L189 181H193L195 184L196 182H200V179L198 181V174L196 172L195 167ZM7 164V165H6ZM88 164V163H87ZM90 164V163H89ZM123 164V165H122ZM217 164V163H216ZM228 164V163H227ZM231 164V163H230ZM97 165V164H96ZM120 166V167H117ZM195 165V166H194ZM233 165V164H232ZM115 166L117 168H115ZM218 166V165H217ZM228 166H230L228 164ZM96 167V166H94ZM226 168L225 166H223ZM233 167V166H232ZM235 167V166H234ZM233 167V168H234ZM167 168V167H166ZM237 168V166H236ZM85 170V177L80 176V170ZM95 170V168H93ZM224 169V168H223ZM231 169V167H230ZM229 169V170H230ZM1 170H3V173L1 174ZM19 170V171H20ZM216 170V169H215ZM221 170V169H220ZM225 170V169H224ZM18 170H16L17 172ZM169 171V170H168ZM167 171V172H168ZM214 171V170H213ZM228 171V169H227ZM236 171V170H235ZM246 171V170H245ZM174 172V171H173ZM172 172V173H173ZM186 172V171H185ZM215 172V171H214ZM223 172V171H219ZM218 172V173H219ZM239 172V169H238ZM169 173V172H168ZM235 173V172H234ZM246 173V172H245ZM244 173V174H245ZM61 175V176H58ZM229 174V173H228ZM247 174V173H246ZM245 174V176H246ZM182 175V174H181ZM217 175L216 173L214 176ZM220 175V174H219ZM227 175V174H226ZM231 177L235 174L230 172ZM249 175V174H248ZM247 175V176H248ZM186 176V177H187ZM213 176V177H214ZM244 176V177H245ZM253 176V175H252ZM19 181L17 183L18 185L23 186L22 180L19 179V176H14ZM220 177V176H219ZM218 177V178H219ZM224 177H226L224 175ZM238 177V176H235ZM243 177V178H244ZM254 177V176H253ZM260 177V176H259ZM182 178V177H181ZM180 178V179H181ZM199 178H201L199 176ZM216 178V177H215ZM217 178V179H218ZM229 178V177H228ZM247 178V177H245ZM179 179V180H180ZM185 178H183L184 180ZM202 179V178H201ZM205 179V178H204ZM211 179V177H210ZM209 179V180H210ZM221 179V178H220ZM219 179V180H220ZM223 179V178H222ZM260 179V178H259ZM100 181V183L98 181ZM182 180V181H183ZM208 180V181H209ZM243 180V179H242ZM245 180V179H244ZM102 181V182H101ZM205 181V180H204ZM203 181V182H204ZM207 181V182H208ZM221 181V180H220ZM226 181V180H225ZM229 181L230 184V180ZM226 181V182H227ZM232 181V180H231ZM241 181V179H240ZM11 184V181H9ZM181 182V181H180ZM179 182V185H180ZM201 182V183H203ZM210 182V181H209ZM212 182V181H211ZM218 182V181H217ZM215 182V183H217ZM247 182V181H246ZM42 185H41V184ZM187 182L184 181V189L189 191L190 188L186 187ZM200 183V184H201ZM219 183V182H218ZM217 183V184H218ZM223 183V182H220ZM219 183V185H220ZM242 183V182H241ZM260 183V182H259ZM177 184V183H176ZM182 184V185H183ZM193 184V185H194ZM199 184V186H201ZM204 184V183H203ZM211 184V183H207ZM224 184V183H223ZM245 184V183H244ZM248 184V183H247ZM169 185H167V189L170 188ZM206 185V186H207ZM232 185V184H231ZM205 186V187H206ZM235 186V185H234ZM241 186V185H239ZM175 187V186H174ZM179 187V186H178ZM195 188V186H193ZM202 187V186H201ZM203 187V188H205ZM213 187V186H210ZM216 187V186H215ZM214 187V188H215ZM229 186L227 185V188ZM236 187V186H235ZM245 187V186H244ZM172 188V187H171ZM201 188V189H203ZM224 188V187H223ZM238 188V186H237ZM241 188V187H239ZM96 189V191H95ZM166 189V188H165ZM181 189V187L179 188ZM183 189V190H184ZM199 189V188H197ZM207 189V188H206ZM205 189V190H206ZM222 189V187H221ZM230 189V188H228ZM172 190V189H171ZM193 190V189H192ZM195 190V189H194ZM204 190V189H203ZM207 190H210L209 188ZM227 190V189H226ZM235 190V189H234ZM95 191L93 194L92 192ZM167 191V190H166ZM170 191V190H169ZM179 191V190H178ZM176 191V192H178ZM197 191V190H196ZM202 192V190H199ZM212 191V190H211ZM209 191V196H211L212 192ZM221 191V190H220ZM222 191H225L224 189ZM108 192V193H106ZM171 192V191H170ZM169 192V193H170ZM173 192V190H172ZM175 192V191H174ZM208 195L207 191H205ZM218 192V190H217ZM227 192V191H226ZM162 193V194H161ZM168 193V194H169ZM181 193V192H179ZM178 193V194H179ZM187 193V192H186ZM191 193V191H190ZM190 193L188 192L186 196H184L190 203L191 200L194 201V199L189 200ZM197 193V192H193ZM200 193V192H198ZM204 193V192H202ZM215 193V192H214ZM213 193V194H214ZM224 193V192H222ZM227 193H230L229 191ZM242 193V192H241ZM171 194V193H170ZM193 194V195H195ZM205 194V195H206ZM217 194V193H216ZM220 194V193H219ZM226 194V193H225ZM224 194V196H225ZM154 195L155 199L152 198ZM180 195V194H179ZM199 195V194H198ZM203 195V194H201ZM205 197H208V196ZM215 195V194H214ZM229 195V194H228ZM241 195V194H240ZM183 196V195H182ZM176 197V195H175ZM174 197V198H175ZM201 197V196H200ZM213 197V196H211ZM210 197V199H212ZM219 197V196H218ZM227 197V195L225 196ZM224 197V198H225ZM170 198V197H169ZM180 198V197H178ZM177 197L175 200L178 199ZM183 198V200L185 199ZM195 198V197H194ZM199 198V196H198ZM223 198V199H224ZM241 199V197H239ZM181 199V198H180ZM204 200V197L202 198ZM209 199V200H210ZM217 199V198H216ZM215 199V201H216ZM164 200V199H163ZM186 200V201H187ZM199 200V199H198ZM202 200V202H203ZM0 201H3L0 199ZM102 201V200H101ZM179 201V199H178ZM193 201H191L193 203ZM206 201V200H205ZM223 201V200H222ZM103 202V201H102ZM159 202V201H158ZM161 202V201H160ZM165 202V201H164ZM171 202V200H170ZM169 202V203H170ZM200 200L198 201L199 205ZM208 202V201H207ZM206 202V203H207ZM95 203V202H94ZM168 203V202H167ZM183 203V202H182ZM184 203H186L184 201ZM188 203V202H187ZM205 203V204H206ZM165 204V203H163ZM181 204V203H180ZM194 204V203H193ZM203 204V203H201ZM234 204V203H233ZM80 205L79 207H77ZM179 205V204H178ZM185 205V204H184ZM208 205V204H207ZM211 205V204H210ZM218 205V203H217ZM159 206V205H158ZM177 206V205H176ZM203 206V205H202ZM200 205V207H202ZM205 206V205H204ZM212 206V205H211ZM75 207H77L75 209ZM165 207V205H164ZM163 207V208H164ZM181 207V206H180ZM187 207V206H186ZM94 208V207H93ZM159 208H161L159 206ZM174 208V207H173ZM179 210L180 208L177 207ZM183 208V207H182ZM185 208V207H184ZM203 208V207H202ZM206 208V207H205ZM208 208V206H207ZM206 208V209H207ZM83 209V210H84ZM126 209V211H125ZM177 209V210H178ZM215 209V207H214ZM57 210V212H56ZM163 210V209H161ZM166 210V209H165ZM188 210V209H187ZM196 210V209H195ZM164 211V210H163ZM193 211V210H190ZM211 211V210H210ZM239 211V210H238ZM172 212V211H171ZM170 212V213H171ZM175 212V210H174ZM204 212V211H203ZM207 212V210H206ZM228 212V211H227ZM165 213V212H164ZM178 213V212H177ZM182 213V211H181ZM218 213V212H217ZM230 213V212H229ZM188 214V213H186ZM185 214V215H186ZM190 214V212H189ZM188 214V216H189ZM194 214V212H193ZM192 213L190 216L193 215ZM208 214V213H206ZM210 214V213H209ZM228 214V213H227ZM231 214V213H230ZM167 215V214H166ZM170 215V214H169ZM196 215V214H195ZM200 215L203 217V215L200 213ZM236 215V211H235ZM143 216V217H144ZM179 216V215H178ZM187 216V215H186ZM210 216V215H208ZM230 216V215H229ZM176 217V216H175ZM181 215V221H182ZM194 216H192L193 218ZM221 217V216H220ZM142 218V217H141ZM171 218V217H170ZM173 218V216H172ZM175 219V218H173ZM179 218V217H178ZM189 219L191 217H188ZM192 218L190 219L192 221ZM201 218V217H200ZM232 218V217H231ZM164 219V220H165ZM186 219V217H185ZM206 219V217H205ZM143 220V219H141ZM194 220V219H193ZM200 221L202 219H199ZM145 221V220H143ZM177 221V220H176ZM180 221V222H181ZM199 221V223H201ZM205 222L204 220H202ZM142 222V221H141ZM146 222V221H145ZM167 222V221H165ZM173 222V221H172ZM179 222V223H180ZM189 221H187L188 223ZM208 222V220L206 221ZM229 222V221H228ZM174 223H177L174 221ZM191 223V222H190ZM156 224V225H157ZM167 224V223H166ZM186 223L182 224L185 225ZM192 224V223H191ZM238 224V223H237ZM90 225V224H89ZM162 225V224H161ZM170 225V224H169ZM180 226V225H179ZM179 227L180 228H182ZM187 226V225H186ZM85 227V226H84ZM160 227V226H159ZM167 227V226H166ZM169 227V226H168ZM170 227H172L170 225ZM175 228V226H174ZM178 228V227H177ZM235 228V227H234ZM163 229V227H162ZM167 229V228H166ZM173 229V228H172ZM187 229V227H186ZM185 229V230H186ZM226 229V228H225ZM165 228L162 230L164 231ZM169 228L166 230L168 231ZM174 230V229H173ZM172 230V231H173ZM177 230V229H176ZM62 231V230H61ZM170 234H171V230ZM65 232V231H64ZM62 232V233H64ZM165 232V231H164ZM179 232V230H178ZM181 232L182 229H181ZM60 233V231H59ZM58 233V234H59ZM61 235L56 236L55 238H61ZM177 233V231H176ZM225 233V232H224ZM168 234V233H167ZM178 234V233H177ZM180 234V233H179ZM57 235V233H56ZM229 235V234H228ZM184 236V234H183ZM182 236V238H184ZM181 237V235H180ZM6 239V240H5ZM224 239V238H223ZM56 240V241H58ZM225 241V240H224ZM223 241V242H224ZM46 245L43 247L42 244L44 243ZM81 242V241H78ZM43 248H42V247ZM31 250L32 254L28 255L29 253L25 251L26 248H29ZM41 247L42 249H40ZM75 247V246H74ZM2 249V248H1ZM88 249V244L85 243H78L75 247V251L77 254L82 255L84 254V251L86 252ZM28 250V251H29ZM5 252V250H4ZM30 252V251H29ZM231 261V260H230ZM229 263V261H228ZM233 263V262H232Z\"/></svg>",
    "mask_w": 264,
    "mask_h": 264
}]
</instances>
